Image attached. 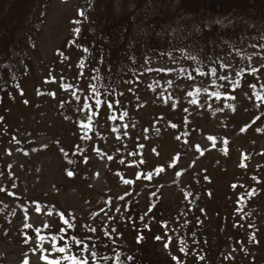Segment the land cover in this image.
<instances>
[{
	"label": "trees",
	"instance_id": "obj_1",
	"mask_svg": "<svg viewBox=\"0 0 264 264\" xmlns=\"http://www.w3.org/2000/svg\"><path fill=\"white\" fill-rule=\"evenodd\" d=\"M50 3V0H0V154L11 142L32 143L30 129L14 126L12 109L23 99V106L30 107L32 93L28 94L30 88L26 81L34 70L30 54L37 51L40 26L46 22ZM79 4L74 17L77 26L70 27L63 49L68 62L66 68L78 79L89 80L86 83L89 91V85H96L101 96L110 101L119 97L120 89L136 80L144 62L157 59L179 58L177 65L171 68V78L157 76V87L176 83L185 86L179 79L214 82L226 69L221 67L222 54L235 52L253 36L264 34V0H81ZM182 16L183 23L176 27ZM215 18H220V22L215 23ZM25 26L27 30L23 29ZM213 67L217 69L215 76L211 72ZM197 68L205 75L197 72ZM241 70L244 69L238 72ZM237 73L227 80L230 87L244 84L246 71L241 75ZM252 84L256 85L255 90L250 87ZM245 87L242 98L254 102L257 113L243 125L246 128L241 136H249L247 131L251 128L257 133L255 137L263 142L264 82L249 80ZM254 91L261 95V100H256ZM241 153L240 163L246 164L248 173L252 169L264 175L261 170H264V149L260 145L243 148ZM197 156L187 150L166 169L161 178L163 182L158 175L146 178L147 185L138 184L139 191L134 195L131 193L134 184L123 188L127 190L121 193L111 189L118 198V206L111 210L109 220L99 217L87 224L88 229L95 228V232L89 230V237L108 243L107 249H101L107 259L97 264L256 262L253 248L258 231L264 226V180L255 187L257 191L253 187L245 191L243 199L231 208L213 210L210 215L203 197L211 188L203 183L195 186L202 178L197 177V169L201 167ZM3 181L11 189L19 179L11 166L0 160V264H11L9 256L5 255L4 240L10 235V226L16 224L5 216L7 189L1 185ZM165 184L177 188L179 195L174 200L166 199ZM73 211L88 216L92 209L82 201ZM103 228L109 229L114 244L108 236L102 237ZM138 236H142L139 242ZM157 236L162 239H155ZM165 243L177 260L158 252V246ZM181 247L185 252L179 251Z\"/></svg>",
	"mask_w": 264,
	"mask_h": 264
},
{
	"label": "rangeland",
	"instance_id": "obj_2",
	"mask_svg": "<svg viewBox=\"0 0 264 264\" xmlns=\"http://www.w3.org/2000/svg\"><path fill=\"white\" fill-rule=\"evenodd\" d=\"M50 1L51 9L45 24L40 26L36 41L37 56L32 55L35 62L33 72L36 71L39 75L32 80L31 88L44 86L58 90L61 85H70L73 92L74 87L68 80L60 78H67L69 69L57 67L55 51L61 50L65 38L70 34V27L77 26L74 17L81 0ZM134 9L135 7L132 11ZM180 24L179 22L177 25ZM23 29L27 30L28 27ZM246 52L251 54L248 58L250 62H255L260 69L264 67V43L259 47L251 45ZM57 55L62 56V53ZM232 61L231 58L224 57V62L231 65L230 72L234 73L238 67L234 66ZM172 62L174 61L158 59L147 63L151 71L143 73L142 83L122 90L118 99L111 100L119 101L113 103L115 109L108 108L103 102L101 107L96 109L91 91L83 80L81 92H76V95L80 96V100H76V106L82 108V111H77L73 106L75 97L72 93L64 91L45 100L35 99V105L30 99V109L24 107L21 102L17 108H13L14 126L17 129H30L32 143L25 145L21 141L11 142V147L0 154L1 161L14 165V170L23 182L13 187L12 195L15 200L10 202L11 206L16 207L9 208L10 214L24 206L27 214L21 221L23 226L31 224L36 228L56 225V219L62 213L60 210L72 207L81 194L89 192V189L94 191L103 204L115 207L113 191L121 193L127 190L123 188L134 184L131 193L136 194L139 191L138 184L142 187L147 185V173L151 172L152 178L155 177L157 168H166L168 163L176 160L177 155L186 150L198 155V165L201 167L197 169V177H202L205 172L208 177H212L213 182L209 186L211 189L203 197L208 203L210 215L213 210L231 208V205L240 201L244 192L251 191L252 187L257 191L256 188L264 180V175L252 169L248 173L246 164L240 163V159L243 160V148L253 149L260 145L264 149V141L260 142L255 137L257 133L251 128L247 131L249 136H241V128L243 131L246 128L242 124L254 117V113L246 109L249 105L245 109L231 110L234 104L226 103L221 96L217 98L205 92L204 89H212L201 82L192 85L193 88L200 89L199 93L186 92V89L176 93L172 88L171 94H167L168 89L162 84L157 87V81L154 79L157 77V69H169ZM263 72L259 71V74ZM252 78L255 80V76ZM88 82L89 80L86 83ZM221 88L223 90V87ZM141 89L149 92L148 101L156 96L159 99L167 97L173 100L164 107L145 102L137 105L127 101V97L135 98ZM206 93L210 100L204 98ZM244 93L245 88L242 86L240 94ZM85 97H88L87 104L92 105L91 111L84 107ZM101 99L108 100L105 96H101ZM192 100H196V103H191ZM39 103H42V106H39ZM173 104L176 105L175 108ZM207 108H210L209 112L206 111ZM93 113L96 115L92 121H87V116ZM112 116H115V119H112ZM81 121L89 124V127L83 128ZM173 124L176 127H173ZM210 136L213 137L212 140L209 139ZM61 148L64 149L63 152ZM204 149L208 151L202 154ZM108 156L112 159L109 160ZM69 170L74 175H67ZM261 170L264 173V170ZM138 173L142 174V177L137 178ZM163 174L160 172L157 175L161 179ZM126 180L132 183H125ZM195 184L199 185L198 182ZM164 187L166 199L174 200L179 195L174 185L165 184ZM145 199L143 194L142 201ZM35 207H40L41 211L35 212ZM142 207L145 208L146 205L142 204ZM22 232L25 233V230ZM16 235L13 229L4 240L6 257L10 255L12 264H22L26 258L30 260V264H44L40 260L39 251H25L23 257L15 252ZM33 235L31 246L37 250L43 245L46 246V239L41 242L34 239L37 236ZM157 250L167 256L170 248L162 249L158 246ZM253 252L257 257L253 264H264V227L259 232Z\"/></svg>",
	"mask_w": 264,
	"mask_h": 264
},
{
	"label": "snow or ice",
	"instance_id": "obj_3",
	"mask_svg": "<svg viewBox=\"0 0 264 264\" xmlns=\"http://www.w3.org/2000/svg\"><path fill=\"white\" fill-rule=\"evenodd\" d=\"M81 15H83V13H81ZM75 31H76V33H79L80 30L76 29ZM84 51L87 52L88 49L85 48ZM81 67H83V61H81ZM221 67L230 68L231 65L221 64ZM148 71H151V69H148ZM158 71H171V69H159ZM196 71L199 72L201 75H205V73L200 68H197ZM243 71H248L251 74H256V73H258L259 69L255 68V67H250L248 69L241 70V72H243ZM211 72L215 76L217 69L215 67H213V68H211ZM241 72H238L237 75H241ZM189 76H191V74H189ZM52 79H54V78H52ZM218 79L229 80V77L227 75H221L218 77ZM230 83H232L233 85L236 84L235 81H230ZM65 87H71V86L67 85ZM89 87H90L91 92L93 93V96L91 98L94 99V101H95L94 107L96 109H99L101 107L102 102L107 104L108 108H110V109L112 108L113 103H119V101H110V100L102 101L101 92L98 90L96 85H89ZM250 87H252L253 90H255L256 85L252 84V85H250ZM199 91H200V89H197V92H199ZM204 91L207 92V89H204ZM53 95H54V93H53ZM72 95L75 97L76 100H78V101L80 100V96L76 95L75 92H73ZM188 95H192V93H188ZM212 95L219 98L221 96V93L220 92H213ZM253 95L255 96L256 100H258V101L262 99L261 95L259 93H256L255 91L253 92ZM87 99H88V97H85L84 107L88 108L89 111H91L92 105L87 104V102H86ZM25 102H27V101H25ZM191 103H193V104L196 103V100H192ZM175 106L176 105L173 104V108H175ZM82 110L83 109L80 107L77 108V111H82ZM94 115H96V113H93L92 115L87 116V121L91 122ZM122 118L123 117H121V119ZM112 119H115V116H112ZM81 126L83 128H88L89 124L81 121ZM172 126L176 127L175 124H173ZM243 130L244 129L241 128V131H243ZM257 130H259V129H257ZM126 134L127 133H125V135ZM209 139L212 140L213 137L210 136ZM61 151L63 152L64 149L61 148ZM153 151H155V149H153ZM108 159L111 160L112 157L108 156ZM86 161H87V158H85V162ZM156 171H157V173H159V171H162V168H157ZM176 174L179 175L180 173L177 172ZM67 175L72 176V175H74V173L71 170H69L67 172ZM97 175H98V173H97ZM139 176H140V174L138 173L137 178H139ZM145 178L151 179L152 173L151 172L147 173ZM254 179H256V178L254 177ZM257 182H259V181L257 180ZM125 183L131 184L132 181L126 180ZM233 187H235V185H233ZM249 194H251V193H249ZM241 199H243V197H241ZM34 210H35V212L39 213L41 211V208L35 207ZM61 215H63V214H61ZM64 223L67 225V227L69 229L74 228V224L69 223L68 220H65ZM24 227L31 228L32 225L31 224H25ZM85 227H87V226H85ZM165 227H166V225H165ZM89 230L92 232H95V228H91ZM35 231L37 234L40 233L39 228H36ZM104 235L108 236L109 240H111V242L113 244L115 243V241L112 240L111 236L109 235V232L106 231L104 233ZM24 236H25V238L23 239L22 242L28 243L29 240L31 239V237H28L27 233H25ZM154 238L157 240L162 239V237H160V236H157ZM36 239L43 242L45 240V237L41 236V235H37ZM137 239L139 242V240L142 239V236H138ZM168 239L170 240L171 238H168ZM57 240H58V236L52 235L51 236V247H50V249L40 247L38 250L33 248L32 251L33 252L39 251L40 260L43 261L44 264H95V262H98L101 259H107V257L102 256L101 249H107L108 243L104 240H100L99 238L88 237L87 240L90 241V243H89V242H85V239L83 237L77 238L75 235H73L71 237V244L64 243L62 246H58ZM167 246H168L167 243H165V247H167ZM179 251L185 252V249L183 247H181L179 249ZM54 253H56L57 255H53ZM172 258H173V260L178 259L176 256H173ZM129 259H132V257H129ZM22 264H30V260L28 258H26L22 261Z\"/></svg>",
	"mask_w": 264,
	"mask_h": 264
}]
</instances>
